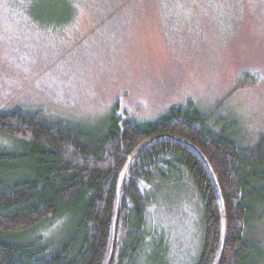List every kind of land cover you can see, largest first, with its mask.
Wrapping results in <instances>:
<instances>
[{
  "label": "rangeland",
  "instance_id": "obj_1",
  "mask_svg": "<svg viewBox=\"0 0 264 264\" xmlns=\"http://www.w3.org/2000/svg\"><path fill=\"white\" fill-rule=\"evenodd\" d=\"M62 3L61 22L42 25L46 12L34 0H0L1 113L39 111L95 129L112 116L147 122L190 104L216 131L229 127L241 147L264 135V0ZM19 150L0 135V152ZM146 195L132 264H196L202 215L187 178ZM263 208L251 231L264 253ZM64 223L53 219L37 233L58 244L71 229Z\"/></svg>",
  "mask_w": 264,
  "mask_h": 264
},
{
  "label": "trees",
  "instance_id": "obj_2",
  "mask_svg": "<svg viewBox=\"0 0 264 264\" xmlns=\"http://www.w3.org/2000/svg\"><path fill=\"white\" fill-rule=\"evenodd\" d=\"M34 2L42 25L61 22L62 0ZM0 135L20 149L0 152V264H132L146 189L185 177L202 215L196 264H217L222 250L220 264H264L251 231L263 215L264 135L241 147L190 104L147 122L112 116L95 129L14 109L0 112ZM59 218L71 229L49 243L37 232Z\"/></svg>",
  "mask_w": 264,
  "mask_h": 264
},
{
  "label": "water",
  "instance_id": "obj_3",
  "mask_svg": "<svg viewBox=\"0 0 264 264\" xmlns=\"http://www.w3.org/2000/svg\"><path fill=\"white\" fill-rule=\"evenodd\" d=\"M223 246H224V245H222V248H223ZM222 253H223V250H222ZM222 253H221V257H222ZM221 257H220V259H219V261H218L217 264H220V262H221Z\"/></svg>",
  "mask_w": 264,
  "mask_h": 264
}]
</instances>
